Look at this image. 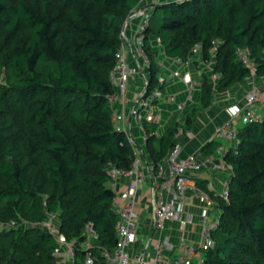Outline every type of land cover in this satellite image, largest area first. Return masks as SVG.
Masks as SVG:
<instances>
[{"label": "trees", "instance_id": "1", "mask_svg": "<svg viewBox=\"0 0 264 264\" xmlns=\"http://www.w3.org/2000/svg\"><path fill=\"white\" fill-rule=\"evenodd\" d=\"M139 5L140 0H0V221L33 223L56 212L60 231L74 243L76 263L91 251L94 264H107L103 251L117 244L110 168L131 166L134 150L115 127L109 95L124 24ZM150 9V88L160 71L151 34L166 55L182 59L199 41L203 58L213 59L211 41L221 38L213 66L221 74L219 91L251 75L237 57L238 45L250 49L256 77L264 76V0H172ZM200 86V99L183 110L185 121L174 119L161 136L149 137L153 161L177 145L179 128L213 105L215 91L205 72ZM149 123L148 131L154 130L156 124ZM237 139L224 155L231 169L229 199L198 180L219 204L220 225L212 230L214 247L196 264H264V111L238 128ZM215 143L203 151L210 154ZM88 222L98 239L84 249ZM55 246L38 225L0 229V264H58Z\"/></svg>", "mask_w": 264, "mask_h": 264}, {"label": "built area", "instance_id": "2", "mask_svg": "<svg viewBox=\"0 0 264 264\" xmlns=\"http://www.w3.org/2000/svg\"><path fill=\"white\" fill-rule=\"evenodd\" d=\"M148 0H140V5L134 10V15L141 18V23L137 31L131 47L135 56V63L129 61V52L126 45L125 26L122 31V42L116 51V64L112 69V79L115 90L109 95L110 103L113 107L115 102L124 105L128 100V92L132 77L142 73L144 75V88L139 97L135 100L131 109V115L139 123L144 126L146 122H156L157 112L159 111V103L166 97L164 89L174 80H182L187 85L189 96L186 101L192 98V91L197 85L195 77L188 72L193 62V56L199 55L203 58L202 50L204 43L197 42L192 47V55L189 58L182 59L180 57H171L175 67L171 68L166 60L157 55V65L160 67L158 74V83L150 88V66L152 63L149 50L145 42V30L150 25L153 18V9L142 11L141 7L147 4ZM153 3L160 1L172 0H152ZM222 43V39L216 37L212 39L209 52L211 57L215 56ZM237 57L245 65L251 69L249 79L255 78L257 72V64L251 58L250 49L247 46L238 45L236 47ZM221 77L220 73H214V78L218 81ZM260 91L255 83L251 84L246 90L245 99L241 107L235 106L231 109L234 117H237L242 124L258 120L261 117L256 105L259 100ZM166 98L175 100L174 95L168 94ZM186 102H176V108L182 112L186 106ZM264 111V105H263ZM113 119L115 127L119 131L126 133L130 143L133 146L134 158L131 166L110 168L112 185L115 191L114 206L118 213L116 221V238L117 244L113 251L104 250L103 257L107 264H196L202 261L204 252L215 245L212 230L220 225L219 217L213 218L202 226V240L193 242L182 239L178 243H173L167 238L159 239L154 246L153 259L147 258L142 252H132L131 246L138 238L136 221L139 218L137 209V198L139 192V184L150 176L153 179L156 195L154 198V226L156 230H164L168 222L178 219L182 224L191 222L188 217L181 218L179 211L176 209V201L184 200L187 192L198 200L205 208L217 209L218 202L214 197L204 189L195 176L201 171H209L212 173L220 172L230 168L224 160V155L228 148L219 144L213 153L206 158H200L196 154H190L186 157H179L176 147H174L162 160L157 162H145L139 149L135 146L133 137L129 133L126 117L123 110L113 108ZM238 126L232 119L225 120L218 124L215 128V135L223 137L227 140L237 139ZM183 129L179 128L178 133H182ZM151 132L144 126V140H148ZM119 175L130 177L124 189H118L116 179ZM229 177L225 182V188L219 192L224 199H229ZM31 222L21 223L15 219L0 221V229H9L18 226H28ZM44 230L48 231L54 240L56 246L53 254L57 260L67 259L69 264H94V256L91 251H87L82 260L76 263V249L72 240H69L66 234L60 231L58 214L48 211L47 217L42 221L34 223ZM86 240L83 241L82 247L88 249L93 241L98 239V234L91 222L86 223L85 228Z\"/></svg>", "mask_w": 264, "mask_h": 264}, {"label": "crops", "instance_id": "3", "mask_svg": "<svg viewBox=\"0 0 264 264\" xmlns=\"http://www.w3.org/2000/svg\"><path fill=\"white\" fill-rule=\"evenodd\" d=\"M153 3L152 0H148L147 4ZM129 20V19H128ZM141 18L134 16L130 21H127L125 25L126 45L129 52V61L135 63V56L131 43L137 35L138 28L140 26ZM149 41L154 50H158V56L166 60V63L175 67L172 58L166 55L164 47L161 44L160 39L156 35H150ZM192 65H190L188 72H190L196 79L197 85L192 91V98L186 101L189 96L187 85L182 80L171 81L164 89L166 97L168 94L174 95L175 100L164 98L159 103V111L157 112V121L155 123V129L150 131L151 135L161 136L167 126L177 119L183 123L185 121L184 112H180L176 108V102H191L198 101L201 96L200 79L202 73L205 72L214 87L215 100L212 106L198 113L194 122L190 125H184L183 132L179 135V141L175 146L179 157H186L190 154H196L200 158H206L211 155L217 145L223 144L228 149L235 146L237 139L227 140L223 137L215 135V128L218 124L225 120L232 119L233 122L240 127L242 123L237 117H234L231 109L235 106L241 107L243 105L246 90L254 82L250 81L249 77L234 84L232 87L225 91H219L217 80L214 78V59L205 60L199 55L193 56ZM142 73L132 77L129 86L128 100L122 105L120 102H115L114 109L123 110L126 117V124L129 133L133 137L135 146L139 149V152L145 162L153 161L150 148L148 146V140H144V126L147 128V124L140 125L135 121L131 115V109L135 100L139 97L141 91L144 88V71ZM256 84V83H255ZM260 91L259 100L257 102V109L260 114H263L264 105V77L257 79L256 85ZM215 141L213 151L208 154L203 151V147L209 142ZM153 145H158V141L152 142ZM231 171V169H230ZM230 173L217 172L212 173L209 171H201L195 174L198 180L205 181L210 189L216 192H221L225 188V182ZM130 177L126 175H119L116 179V186L118 189H124L129 182ZM111 185V184H110ZM112 186V185H111ZM156 195L153 179L150 176L139 184V192L137 198V209L139 212V218L136 221L138 238L136 242L131 246L132 252H142L147 258L153 259L154 246L159 239L167 238L173 243H178L182 239H187L193 242H200L202 240V226L204 223L209 222L213 218L220 216V209H208L205 208L198 200L193 198L189 192L186 193L184 200L176 201V209L179 211L181 218L188 217L191 222L182 224L180 220L175 219L168 222L166 228L162 231L156 230L154 226V198ZM58 264H69L67 259L58 261Z\"/></svg>", "mask_w": 264, "mask_h": 264}, {"label": "rangeland", "instance_id": "4", "mask_svg": "<svg viewBox=\"0 0 264 264\" xmlns=\"http://www.w3.org/2000/svg\"><path fill=\"white\" fill-rule=\"evenodd\" d=\"M133 15H134V10L130 12L128 18H127L126 21H125L124 26L126 25L127 21H130L131 18L134 17ZM128 19H129V20H128ZM140 23H141V22H140ZM263 77H264V76H263ZM263 77H262V78H263ZM0 78H1V77H0ZM257 79H258V77L255 76V78L250 79V81L256 83V85H257ZM237 141H238V139H237ZM220 171H221V172H225V171H227V173H230V172H231V171H230V168H227V169H225V170H220ZM20 222L24 224V223H27L28 220H26V219H22ZM34 223H36V222L31 223V225H35Z\"/></svg>", "mask_w": 264, "mask_h": 264}, {"label": "water", "instance_id": "5", "mask_svg": "<svg viewBox=\"0 0 264 264\" xmlns=\"http://www.w3.org/2000/svg\"><path fill=\"white\" fill-rule=\"evenodd\" d=\"M153 6H154V3L146 4V5L141 7V10L146 11V10L152 8Z\"/></svg>", "mask_w": 264, "mask_h": 264}]
</instances>
